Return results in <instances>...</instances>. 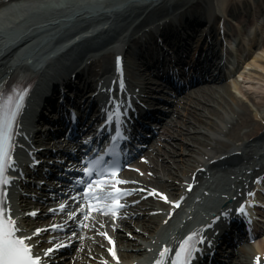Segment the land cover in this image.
<instances>
[{
	"label": "bare ground",
	"instance_id": "bare-ground-1",
	"mask_svg": "<svg viewBox=\"0 0 264 264\" xmlns=\"http://www.w3.org/2000/svg\"><path fill=\"white\" fill-rule=\"evenodd\" d=\"M189 1H183L181 6L188 5ZM223 1V5L218 9L226 13L228 3L227 0ZM257 1L250 0L253 5H257ZM168 2L169 0H0V31L4 33V41L0 42V80L20 64H30V67L39 73L35 82L34 94L29 104L30 112H35L45 101L46 94L53 90L52 86L55 83L66 79L69 81L70 78L68 79L66 76L72 67L75 66L76 69H79L78 67H82L81 65L84 64L83 68L77 71L78 76L90 77L97 74L92 66L96 61L89 62L93 55L89 56L88 52L92 47L108 43L111 47L117 46L129 53H134L135 49L139 48L138 54L140 51L145 54L148 49L147 44L139 43L132 36H128L126 31L134 22L133 16L138 13L139 16L144 15L148 18L163 12L170 6L177 5V3L172 5V1L170 2L171 5H167ZM244 2L245 0H240V3ZM60 3H65L66 6H59ZM183 12L186 13L187 10ZM19 19L25 20L26 24L19 25ZM86 21L90 22L91 32L88 34L89 36H85L84 33L80 34L78 31ZM9 22H14L15 26L10 28ZM44 24L49 25L36 33V38L34 37L35 40L32 43L1 57V54L20 36L34 32ZM211 31L213 32V29ZM138 32L140 29L136 31V33ZM144 46H146L145 50ZM107 56L109 58L110 55L106 54ZM142 57L145 58V56ZM254 62L264 69V60L253 57L249 64ZM106 71L101 74V77ZM73 72L75 70L70 73ZM238 87L242 95L253 99L257 105H264V84L248 80L246 85ZM205 91H190L185 96L186 99L180 98L179 104L175 108V112L180 118H173L163 128L164 147H167L168 140L178 137L179 133L182 132L181 128H186V132H194L197 139L191 140V138L186 137L187 142H189L188 146L180 152L169 146L170 151L164 147L156 146L153 151L146 152L154 162V167L151 169L157 171V176L154 180L151 178L150 181L159 184L164 189H170L171 193L180 191V185L170 181L169 177L175 175L182 181L186 179L185 177H189L190 172L192 173L197 167L205 165L211 159L217 158L222 164L230 161L239 165L241 169L242 164L250 163L251 158L255 157V164L246 166L245 170L255 167L264 160V132H261V128L254 124L253 113L247 105L232 93L227 83L215 91ZM229 101L238 104L240 111L233 106L229 107ZM189 110H192L193 117L186 115ZM190 120L194 124H188L187 121ZM34 122L35 114L31 113L27 116L25 124L33 128ZM229 123H231L230 126H228ZM237 125L251 127L246 132L249 136L248 139L237 145L234 142L226 143L220 140L222 136L231 138L239 136ZM237 152H241V154L234 155ZM175 154L178 155L177 158H173ZM223 154H229L230 157L227 158L228 155L220 160L219 157ZM207 156L208 158H206ZM161 157L162 161H160ZM163 160H167V163H163ZM146 169H150V167ZM238 169V166L236 169L233 166L230 175L235 174L236 177L241 174L244 175V173H238ZM165 170L171 176L165 178ZM224 176L226 178L219 182L205 181L202 192L197 194L201 197V201H197L189 207L191 212L187 215L193 214V218L185 224L203 219L210 211L220 207L223 201L222 193H227L226 190L232 188L234 183V181L227 182L231 176ZM205 190L209 191L208 194L205 193ZM19 200L21 204L17 206L21 208L31 203L28 199ZM142 205L145 204L142 203ZM139 210L142 209L139 208ZM161 221V216L158 218L154 215L149 217L144 215L137 218L138 224L136 225L145 231H149V234H141L134 228V235L138 238L136 240H122L123 246L125 244L128 248L135 249L134 251L122 252L123 264L130 263L136 256L143 254L145 243H147L145 244L147 248L148 245H154V239L177 233L176 229L179 226L174 225L175 222L163 226ZM256 250H264V238H260L253 245H249L238 258V262H246L253 252H257ZM88 260L89 258H83L80 263L90 264L94 262V260Z\"/></svg>",
	"mask_w": 264,
	"mask_h": 264
},
{
	"label": "snow or ice",
	"instance_id": "snow-or-ice-1",
	"mask_svg": "<svg viewBox=\"0 0 264 264\" xmlns=\"http://www.w3.org/2000/svg\"><path fill=\"white\" fill-rule=\"evenodd\" d=\"M120 71L122 72V68ZM121 87H123L122 81ZM25 94L26 90H18L11 94L0 96V264H52L55 250L64 247L65 244L55 243L52 247L41 249L39 248V240L34 243L33 237L38 236L43 231H47L49 228L53 230L63 229L68 226L67 222L47 225L43 229L36 228L31 233H28L19 222L18 217L14 215L11 204L8 202V185L14 179V177L9 175V170L17 166L14 157L16 147L14 138L18 135L19 116ZM114 104L117 109L116 115H122L120 102L114 101ZM121 137L122 133H117L112 139L115 141ZM108 152H111V149H108ZM105 154L108 153L106 152ZM34 163L39 162L34 161ZM82 163L86 166L79 169L80 174L75 177L74 181L75 184L82 186V191L69 189L65 193L62 190V194L66 195L68 199L49 211L53 214L58 212L65 213L68 220L75 223L79 228L94 226L87 223L90 218L94 219L93 213L119 217L121 215L120 210L127 207L121 198L137 190L119 187V185L129 183V181L118 177V166L108 165L105 167L107 162L100 158L99 154L91 159L86 158ZM72 167L75 170V166ZM188 187L191 188L192 185H188ZM150 194H158L165 201L177 207L181 202L179 199L170 200L166 193L158 189H152ZM249 195H252V193ZM69 201L73 205H77L75 210H71ZM239 210L244 212L246 207L242 205ZM37 211L33 210L28 215L35 216ZM124 214L127 215V213ZM113 227H115V224H113ZM69 231H71L70 228ZM101 234L111 242L112 247L108 251L119 261L120 257L117 255L115 240L106 231ZM71 235L75 236L76 233L71 232ZM128 235L130 236L131 233ZM204 239L205 237L198 232H190L180 242L174 257L170 258V264H193V260L199 251V242ZM66 243H71V241L67 240ZM172 251V248L165 244L159 251V259H156L154 264H165L166 258ZM260 259L259 255L255 257L256 264H260Z\"/></svg>",
	"mask_w": 264,
	"mask_h": 264
},
{
	"label": "rangeland",
	"instance_id": "rangeland-1",
	"mask_svg": "<svg viewBox=\"0 0 264 264\" xmlns=\"http://www.w3.org/2000/svg\"><path fill=\"white\" fill-rule=\"evenodd\" d=\"M257 56H259V58H261V59H264V54L263 55H261V54H257ZM256 69H249V70H247V72H246V76H252L253 78H255V76H256V78H255V80H259L260 82H264V74L263 75H260L259 73H256ZM261 79V80H260ZM231 84H234V83H231ZM233 90H234V94L238 97V98H241V101L242 102H244L246 105H249L250 107H252V109H251V111L253 112V113H255L257 110H256V106H254V105H252V103H253V101H251V100H249V99H247L246 97H243L241 94H240V92H239V90L238 89H235V88H233ZM229 103H230V105L229 106H232V102L231 101H229ZM234 105V104H233ZM235 107V106H234ZM262 109L264 110V107H262ZM260 113H261V111H259ZM244 133V132H243ZM179 142H180V140H178ZM176 145H178L177 143L175 144V146ZM178 149H180L179 147H178Z\"/></svg>",
	"mask_w": 264,
	"mask_h": 264
}]
</instances>
